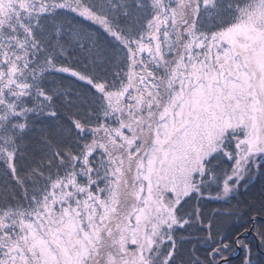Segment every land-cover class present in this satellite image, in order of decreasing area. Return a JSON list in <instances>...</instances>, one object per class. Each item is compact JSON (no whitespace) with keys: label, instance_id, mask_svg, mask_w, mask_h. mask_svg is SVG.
<instances>
[{"label":"snow or ice","instance_id":"obj_1","mask_svg":"<svg viewBox=\"0 0 264 264\" xmlns=\"http://www.w3.org/2000/svg\"><path fill=\"white\" fill-rule=\"evenodd\" d=\"M0 264H264V0H0Z\"/></svg>","mask_w":264,"mask_h":264}]
</instances>
